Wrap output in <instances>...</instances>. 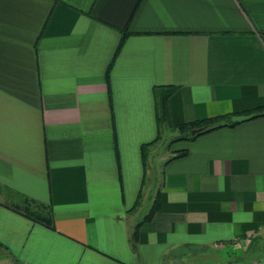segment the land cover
Returning <instances> with one entry per match:
<instances>
[{
    "label": "crops",
    "instance_id": "obj_1",
    "mask_svg": "<svg viewBox=\"0 0 264 264\" xmlns=\"http://www.w3.org/2000/svg\"><path fill=\"white\" fill-rule=\"evenodd\" d=\"M162 85L177 87L173 125L264 108V0H0L1 259H264V115L174 142L186 154L158 171V141L146 164L141 146L158 137Z\"/></svg>",
    "mask_w": 264,
    "mask_h": 264
},
{
    "label": "trees",
    "instance_id": "obj_2",
    "mask_svg": "<svg viewBox=\"0 0 264 264\" xmlns=\"http://www.w3.org/2000/svg\"><path fill=\"white\" fill-rule=\"evenodd\" d=\"M127 34V33H126ZM123 40V39H122ZM121 40V42H122ZM121 46V43L119 44L118 50ZM111 65H109V68L107 69L106 78H108V73L110 71ZM177 87L172 85H162V86H155L153 88V97L155 101V111H156V117H157V124L159 128L158 137L146 144H143L141 146V155L143 159V163L146 164V155L148 151V147L155 142L159 141L161 139V132L162 130H170V131H176L178 132V135L169 143L168 148L173 144V142H177L180 140H193L198 135L211 131L213 129H217L223 126H234L238 122H229L228 124H216L215 119H206L202 121H196L191 123H185L180 125H173L170 120V114H169V107H168V99L171 96V94L176 90ZM257 116L264 115V108L257 109ZM205 126V129L199 133L191 134L190 131L193 128L202 127ZM186 154V150H178L175 152V155L171 158H169L166 162L173 158L181 157ZM138 204V200H137ZM17 208V207H16ZM18 209L22 210L25 215H27L29 218H32L34 220H37L43 224H45L48 227H51L52 220L51 216L49 214L48 209L44 205H34L32 206L31 203H26L22 208L18 207ZM158 209V194L154 201L152 202L148 213L145 215L144 219L137 223L135 226V229L133 233L131 234V240H133L134 236H136V231L138 230L141 223L145 220H148L151 218V216L156 212Z\"/></svg>",
    "mask_w": 264,
    "mask_h": 264
},
{
    "label": "rangeland",
    "instance_id": "obj_3",
    "mask_svg": "<svg viewBox=\"0 0 264 264\" xmlns=\"http://www.w3.org/2000/svg\"><path fill=\"white\" fill-rule=\"evenodd\" d=\"M177 135H178V132H176V131L174 132V131H170V130L165 129L163 132L162 138L158 141L157 145L154 147L155 153L157 154V158L154 159L153 164L156 165V168L158 169V171L161 168V164L163 162L162 158L167 157L169 154H171V155L175 154V151L171 152L168 150V145H169V143H171V141ZM173 144H174V142H173ZM156 180L158 183L160 182L159 175H158V179L155 177L154 181H152V183L150 185H148L149 186L148 187L149 189L147 191L148 194H150L151 192L153 193V189L155 188L154 186H156L155 183H157ZM151 201H152L151 197H149V199L148 198L144 199L141 207L139 208V212H137V214H136L138 216V218H142L147 213V211L150 207ZM255 256L260 257V253L255 252ZM190 257L192 258V255ZM193 257L194 258L190 259V264H200L202 262L201 259L196 258L195 256H193ZM2 258H4V259H1V257H0V264H14V263H11L9 260H6L5 257H2ZM256 260H262V259L257 258Z\"/></svg>",
    "mask_w": 264,
    "mask_h": 264
},
{
    "label": "water",
    "instance_id": "obj_4",
    "mask_svg": "<svg viewBox=\"0 0 264 264\" xmlns=\"http://www.w3.org/2000/svg\"><path fill=\"white\" fill-rule=\"evenodd\" d=\"M257 114H258L257 112H252V113H248V114L235 115V116H232L230 118V121L231 122L245 121V120L251 119L252 117L256 116ZM204 129H205V126L193 128V129H191L190 133L196 134V133L203 131Z\"/></svg>",
    "mask_w": 264,
    "mask_h": 264
},
{
    "label": "built area",
    "instance_id": "obj_5",
    "mask_svg": "<svg viewBox=\"0 0 264 264\" xmlns=\"http://www.w3.org/2000/svg\"><path fill=\"white\" fill-rule=\"evenodd\" d=\"M250 264H264V259L252 261Z\"/></svg>",
    "mask_w": 264,
    "mask_h": 264
}]
</instances>
